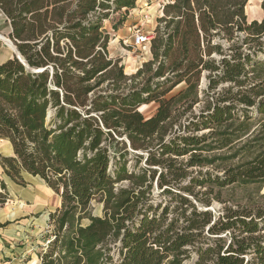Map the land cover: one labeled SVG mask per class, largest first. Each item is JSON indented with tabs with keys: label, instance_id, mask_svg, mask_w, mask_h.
<instances>
[{
	"label": "trees",
	"instance_id": "16d2710c",
	"mask_svg": "<svg viewBox=\"0 0 264 264\" xmlns=\"http://www.w3.org/2000/svg\"><path fill=\"white\" fill-rule=\"evenodd\" d=\"M138 1L0 0L19 54L0 63V167L60 199L39 264H264V210L207 209L228 186H264V0L250 22L249 0H166L151 59L127 75L104 23L118 14L117 32Z\"/></svg>",
	"mask_w": 264,
	"mask_h": 264
},
{
	"label": "rangeland",
	"instance_id": "374dc122",
	"mask_svg": "<svg viewBox=\"0 0 264 264\" xmlns=\"http://www.w3.org/2000/svg\"><path fill=\"white\" fill-rule=\"evenodd\" d=\"M165 2L166 0L138 1L135 8L128 12L124 24L117 32H113L112 25L118 19V14L113 15L109 21L104 23V29L110 35L108 44L109 56L121 60L125 74H134L141 68L143 63L151 59L150 50L147 51V47L145 50H141L133 46L132 36L135 31H140L149 34L152 39L153 31L156 27V19L161 16V8ZM260 2L261 0L248 1L245 7V14L249 22L260 18ZM8 30V23L0 12V34L5 37V42L9 40L6 35ZM13 55L11 47L3 44L0 49V60ZM261 58L264 59L262 56ZM182 87L181 85L175 88L169 95L176 93ZM223 87H226V85H220L218 88ZM205 88L206 82L202 79L199 89L204 90ZM145 106L140 112L145 118H148L154 114L156 105L149 104ZM199 108L200 106H195L193 111L197 112ZM3 143H0V156L11 157L9 146L5 142ZM228 155L230 153L226 151H215L208 156L214 158L228 157ZM240 161L241 158L238 156L234 160L229 159L226 162L217 161L214 166H208L201 170L222 176L224 169L235 166ZM21 178L23 183L21 186L8 182L9 186L6 189V192H10L12 196L8 199L10 201L2 208V213L5 214V218L9 221V226L5 229L6 241L2 243L8 248L9 254L12 256L2 257L0 264L11 262L29 264L31 260H34L35 256L41 253L49 234L47 225L48 214L55 212L60 205L59 198L39 178H26L23 175H21ZM201 191L204 190L202 189ZM216 192L217 189L214 190V193ZM220 192V201L213 200L212 197L214 195H211L212 202L207 208L215 216L220 215L224 208L236 210L240 207L248 210H264V186L260 187V184L254 183L247 187L232 185ZM153 194L157 201L163 200V196H160L159 192L154 191ZM92 214L94 216L101 215V207L95 202L92 203Z\"/></svg>",
	"mask_w": 264,
	"mask_h": 264
},
{
	"label": "crops",
	"instance_id": "0c3cea01",
	"mask_svg": "<svg viewBox=\"0 0 264 264\" xmlns=\"http://www.w3.org/2000/svg\"><path fill=\"white\" fill-rule=\"evenodd\" d=\"M260 12H261V10H260ZM261 17H262V13H261V15H260V18L259 19H254V20H257V21H259L260 19H261ZM5 18V17H4ZM5 21H6V19H5ZM8 26H9V24H8ZM9 33H10V27H9V30L7 31V33H6V35L8 36L9 35ZM12 56H10V57H6V58H4V59H1L0 60V63H3V62H5V61H7L8 59H10ZM3 142H5L8 146H9V148H10V152H11V156H13V152H12V147H11V145L7 142V141H4V140H0V143H3ZM4 144V143H3ZM0 182H3L4 184H5V186H6V189H8V186H9V184H8V182L9 183H11V182H13L10 178H8L5 174H3L2 173V169H1V167H0ZM14 183V182H13ZM44 183V182H43ZM17 185V184H16ZM20 186V185H19ZM49 189V188H48ZM7 193H8V195H9V198H11V194H10V192H8L7 191ZM52 193H53V191H52ZM55 194V193H54ZM56 195V194H55ZM57 196V195H56ZM58 197V196H57ZM59 198V197H58ZM10 200H7L6 201V203H8ZM59 201H60V199H59ZM6 203L2 206V207H0V259H2V257H5V258H7L8 256H12V255H10L9 254V250H8V248L7 247H5L4 246V244L2 243L3 241H6V231H5V229L7 228V226H9V224H8V220L5 218V214L4 213H2V208L6 205ZM44 247V246H43ZM39 255V254H38ZM35 256V259L34 260H31L30 261V263L29 264H39V256ZM13 260V259H12Z\"/></svg>",
	"mask_w": 264,
	"mask_h": 264
},
{
	"label": "built area",
	"instance_id": "2783aa9c",
	"mask_svg": "<svg viewBox=\"0 0 264 264\" xmlns=\"http://www.w3.org/2000/svg\"><path fill=\"white\" fill-rule=\"evenodd\" d=\"M150 40L151 37L149 34L140 31H135V33L132 36L133 46L141 50H145L146 47H147V51L150 50ZM7 264H17V263L11 262Z\"/></svg>",
	"mask_w": 264,
	"mask_h": 264
},
{
	"label": "water",
	"instance_id": "95a60500",
	"mask_svg": "<svg viewBox=\"0 0 264 264\" xmlns=\"http://www.w3.org/2000/svg\"><path fill=\"white\" fill-rule=\"evenodd\" d=\"M248 3V2H247ZM0 41L5 44V41L3 40V36L0 35ZM9 46L12 49V52L14 55H16L19 58V54L17 53L16 49L14 48V46L12 45V43L10 42V40H8ZM22 175L26 178H32V176L26 174V173H22ZM42 181V180H41ZM43 182V181H42Z\"/></svg>",
	"mask_w": 264,
	"mask_h": 264
},
{
	"label": "bare ground",
	"instance_id": "6f19581e",
	"mask_svg": "<svg viewBox=\"0 0 264 264\" xmlns=\"http://www.w3.org/2000/svg\"><path fill=\"white\" fill-rule=\"evenodd\" d=\"M0 35H1V34H0ZM1 36H3V35H1ZM4 38H5V37L3 36V40H4ZM4 41H5V40H4ZM5 44L9 46L8 40H7V42H5ZM145 107H146V106H142V107L139 109V111H140L141 109L145 108Z\"/></svg>",
	"mask_w": 264,
	"mask_h": 264
}]
</instances>
